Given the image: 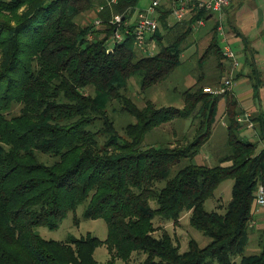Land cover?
Listing matches in <instances>:
<instances>
[{"label":"trees","instance_id":"1","mask_svg":"<svg viewBox=\"0 0 264 264\" xmlns=\"http://www.w3.org/2000/svg\"><path fill=\"white\" fill-rule=\"evenodd\" d=\"M139 2L118 0L97 12L104 0H0V264H101L94 253L102 245L110 253L106 264L128 261L134 252L144 255L137 264H235L237 256L240 264H264V229L260 251L246 254L256 191L264 187V117L251 114L259 129V141L252 142L240 134L237 118L247 111L230 90L212 95L195 83L183 92L182 108L150 100L139 107L126 96L131 77L142 91L165 80L183 62L192 23L212 17L194 10L190 20L168 26L165 5L154 35L157 52L144 55L132 30L113 43L116 25L110 23L119 13L132 29ZM97 17L102 23L95 27ZM216 24L199 59L201 70L209 56L223 66ZM251 84L258 99L259 82ZM222 96L229 153L212 166L196 163ZM113 100L135 118L123 133L108 112ZM186 116L198 120L200 131L187 144H143L152 129ZM39 153L55 160L46 162ZM227 178L234 183L224 212L207 211L205 200ZM83 202L84 218L106 222L104 239L87 233L59 241L35 231L57 228ZM184 211L210 238L206 245L191 238L182 251L162 226L178 223Z\"/></svg>","mask_w":264,"mask_h":264},{"label":"rangeland","instance_id":"2","mask_svg":"<svg viewBox=\"0 0 264 264\" xmlns=\"http://www.w3.org/2000/svg\"><path fill=\"white\" fill-rule=\"evenodd\" d=\"M147 4L148 0H140L136 8H141L142 5L146 6ZM254 6L258 13L264 15V0H254ZM242 11V14L246 16L252 11V7L250 4H244L242 6ZM90 14L92 13L90 12ZM223 17L225 19V12ZM169 19V21L173 23L175 22L174 17L170 16ZM81 22H86V18H84L83 21L81 19ZM229 25L230 24L227 22V26ZM204 29L205 28L203 27L196 29L191 35V40L197 39L200 31ZM230 30L229 26V31ZM207 31H205V35L208 36L209 39L210 36H212L211 27ZM218 40V43L221 45L219 36ZM188 54L189 53H187V55ZM212 65L213 64L209 63L207 68L212 70L215 68L212 67ZM203 72H205V69ZM202 74L203 73L199 67L197 56H191L188 61L185 60L179 65V67L171 72L165 80L151 85L144 91L141 90L138 79L136 77H131L128 82L126 96L130 97L131 100L139 107H143L146 101L150 100L157 107L174 106L182 108L184 106L183 92L185 90L192 87L195 83L207 84L212 81L210 75L204 73L205 75L202 77ZM232 81L231 90H234L236 95L235 97L239 99L241 105L249 110H254L257 98L245 96L247 93L245 95L241 93L238 94L236 92V89H239L237 86L238 82L236 79H232ZM237 94L239 95V98ZM263 100L264 96H261V101ZM226 101L227 97L222 96L216 104L214 114L210 120V124L212 126L211 136L209 140L202 145L199 153L194 158L196 163H205L212 166L218 163L220 157L229 153L226 126L228 118L224 113ZM15 108H18V106ZM108 112L112 116L115 126L120 133H123L124 126L135 121V118L131 114L121 111V104L116 100H113V102L109 105ZM197 124L198 120H194L192 116L176 117L173 121L149 131L145 135L143 144L146 146L152 144H170L173 146L185 145L196 136V133L200 132L196 130ZM239 131L241 136L245 137V139L252 142L259 141V129L256 128L255 122H253V126H249L248 122L243 124L241 130ZM258 145L259 147H262L260 142H258ZM39 157L49 163L55 160L53 156L42 153H39ZM178 168L179 166L175 167L172 173H174V171ZM233 183L234 180L232 178H227L221 181L214 190L213 194L205 200V209L207 211L216 210L224 212L225 206L232 196ZM85 204L86 202H83L77 206L75 211L69 212L57 228L51 229L46 226H39L35 228V231L45 239H55L59 241H64L70 236L84 237L87 233L95 235L100 239H104L107 236L106 222L102 218H84L83 212ZM151 205L155 207L156 202L151 201ZM254 206L255 205L253 203V209ZM254 213L255 221L257 219V224L252 227V234L249 239L248 246L246 247V254L257 253L260 251L258 246V236L264 229V206ZM189 216L190 212L184 211L178 223L174 224L173 222H166L162 224V226L178 240L182 251L187 249L188 241L191 238L197 240L201 246L206 245L210 241L208 236L204 235L200 230L190 224ZM74 218H78L79 222L75 223ZM155 224H158V220H155ZM160 232L161 230H158L157 234ZM94 256L101 264H106L110 259V253L108 252L106 245L96 248ZM143 258L144 255L134 252L128 261L116 259V264H137ZM235 261V264H240V257H235Z\"/></svg>","mask_w":264,"mask_h":264},{"label":"built area","instance_id":"3","mask_svg":"<svg viewBox=\"0 0 264 264\" xmlns=\"http://www.w3.org/2000/svg\"><path fill=\"white\" fill-rule=\"evenodd\" d=\"M118 0H104L103 4L96 7V11H102L106 6H112L117 3ZM230 0H148L146 6L141 8H135V22L132 29L128 27V21L124 20V17L119 13H114L110 19V23L116 25L113 35L112 42H122L125 34L132 30L134 34L135 48L140 54L153 55L157 52L158 45L154 38L156 31L160 27L159 14L164 10L165 5H169V16L174 17L175 22L183 20H190L194 17V10H204L206 13L215 16L216 20V31L221 41L222 54L226 60H228L232 67L228 74L223 78L222 84L216 87L205 86L204 92L212 95H222L227 91H231L233 71L239 65V60L236 57V53L229 43V26L224 19L225 8L229 5ZM170 18V17H169ZM170 20V19H169ZM168 20V26H171L173 22ZM174 22V23H175ZM95 27L100 26L102 23L101 18H93L92 21ZM207 23V19L201 17L196 22L192 23L194 30L204 27ZM122 26H125L122 29ZM92 33L88 34L91 38ZM237 120L242 124L249 123V126H253L251 120V114L245 112L238 116ZM254 209L256 212L264 206V187L259 185L256 191L254 200Z\"/></svg>","mask_w":264,"mask_h":264},{"label":"crops","instance_id":"4","mask_svg":"<svg viewBox=\"0 0 264 264\" xmlns=\"http://www.w3.org/2000/svg\"><path fill=\"white\" fill-rule=\"evenodd\" d=\"M244 4H250L252 7V11L246 16L242 14V6ZM215 20V16L210 17L203 27L205 29L200 31L199 37L188 43L182 53L183 62L185 60L188 61L191 56H197L199 64V59L202 54H204L205 50H207L209 41L208 36L205 35V31L209 30L210 27L212 28L215 24ZM225 20L231 27L229 43L234 49L238 57L237 59H239V65L234 69V76L232 78L233 80L236 79L238 82L237 86L239 89H236V92L243 95L247 93L245 96L253 98L254 89L251 81L259 82L258 99L255 103V109L249 110L243 107L239 99H237L239 105L241 108L245 109L247 113H261L264 117V100L261 101V96H264V15L257 12L254 6V0H230L229 5L225 8ZM187 53L189 54L187 55ZM209 63L213 64L212 67L215 68L212 70L207 68ZM252 66H255L256 69L253 70ZM231 67V63L225 58L223 59V66L221 67L214 57L209 56L204 65L205 72H203L204 69L202 70V77L205 74L210 75L212 81L204 85H214L218 80L221 82L223 78L222 75H227ZM231 93L235 95L234 90H231ZM238 94L237 96L239 98ZM256 128L258 129L257 125ZM255 224H257V219Z\"/></svg>","mask_w":264,"mask_h":264}]
</instances>
